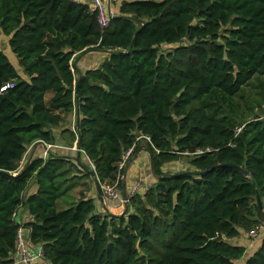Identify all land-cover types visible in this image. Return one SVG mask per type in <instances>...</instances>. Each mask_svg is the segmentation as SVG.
<instances>
[{"label": "trees", "instance_id": "trees-1", "mask_svg": "<svg viewBox=\"0 0 264 264\" xmlns=\"http://www.w3.org/2000/svg\"><path fill=\"white\" fill-rule=\"evenodd\" d=\"M0 31L21 68L0 48V264H15L20 226L50 264H234L243 255L227 239L264 221V109L246 118L237 99L254 90L264 101V0H121L104 27L86 2L0 0ZM89 49L107 54L77 75L73 61ZM73 109L67 142L76 138L100 184L122 171L137 133L150 135L160 177L126 212L97 211L86 195L59 205L61 176L81 163L59 149L21 165ZM206 146L185 154L186 170H161ZM31 179L36 189L24 195ZM22 204L31 218L19 223ZM245 264H264V231Z\"/></svg>", "mask_w": 264, "mask_h": 264}, {"label": "rangeland", "instance_id": "rangeland-1", "mask_svg": "<svg viewBox=\"0 0 264 264\" xmlns=\"http://www.w3.org/2000/svg\"><path fill=\"white\" fill-rule=\"evenodd\" d=\"M112 3H115V0H112ZM168 47V45H165ZM165 46H162L164 48ZM0 48L6 53V55L9 57L10 61L13 62L15 65H18V61L16 62L15 59V53L12 52L9 44H8V36L3 34L0 31ZM85 56L88 57V55H91L92 57V64H95V66L99 63L100 59L103 58L107 54L106 51L103 50H93L89 49L84 52ZM80 58V57H79ZM77 60V59H75ZM73 61L74 62L76 61ZM20 72L21 68L19 65L16 67ZM75 72V71H74ZM76 73V72H75ZM77 74V73H76ZM244 95L246 97H241L237 99V104L239 105V108L243 113H245L246 118H252L256 112L260 111V109H264V101H260L259 98L254 93V90L244 91ZM50 94L46 95V98H48ZM254 96V97H251ZM255 98V99H253ZM260 108V109H259ZM74 113L72 112L71 116H73ZM68 139L71 140V135L68 137ZM139 143V141H138ZM137 143V146H138ZM148 142H145L144 144L147 145L148 148ZM72 144H75V146L78 148L77 140L76 138L72 141ZM140 145V144H139ZM138 148V147H137ZM135 147V149H137ZM148 160L144 161V174H133L131 178V183L129 187L126 189V196L128 199L123 202V204H120V202L116 199H113L112 190L114 192H117L118 195H123L122 189H123V174L124 171H120L116 177L115 180L112 182H109L108 184H104L105 188L103 189V197L104 201L107 203H110L112 205H115V207H111V212L115 214H119L123 208L125 203L128 204L129 208V198L130 196L135 192H143L147 187L154 184V182L157 180L156 174H154L152 167L150 165V157L151 152L148 148ZM81 153V152H80ZM75 149H70L66 151L64 154L70 156V158L75 159L76 157H79L80 164L75 165H67V169L64 172V174L61 176L62 184L63 186H67V194L60 200L59 205H63L64 202L72 200L74 198H77L79 195H87L91 191L94 192L93 198L95 199V209L97 211H105L104 208H101L99 203V195L97 191V187L95 184V180L93 175L90 173V170H94V166L92 161L87 157L86 154L81 153ZM188 155H185L184 153L179 156V158L171 161H167L163 164L161 167V170L164 173L172 172V171H178V170H186L187 168L191 167L188 160ZM126 165V163H125ZM124 165V166H125ZM124 168V167H123ZM125 182V180H124ZM102 185V184H101ZM108 205V204H107ZM60 207V206H59ZM264 225V221H262ZM264 231V226L259 231V234H261Z\"/></svg>", "mask_w": 264, "mask_h": 264}, {"label": "crops", "instance_id": "crops-1", "mask_svg": "<svg viewBox=\"0 0 264 264\" xmlns=\"http://www.w3.org/2000/svg\"><path fill=\"white\" fill-rule=\"evenodd\" d=\"M79 2H86L88 3L89 0H76ZM110 7L112 8L114 13H118V7H119V3L121 0H115V3H112V0H105ZM80 57V58H79ZM79 57H77L75 60V65H76V73L77 75L79 73H83L87 68H91V67H95V64H92L93 60L91 55L85 56V54H81ZM16 62H17V58L15 57ZM13 63V62H12ZM14 64V63H13ZM15 65V64H14ZM18 65H15V67H17ZM72 112L74 113V109L69 113V114H63L65 120L61 121L59 124L53 126L52 129V133L54 136V140L50 141V142H55L56 144H61L63 147H61V149L57 150L58 153L61 152H66L68 150H70L71 148H69L70 146L74 145V144H70L69 142H67V135L69 133V131H64L65 128L68 125H71V123L74 120L75 114L73 116H71ZM49 142V141H48ZM145 141H139L138 146L136 145L137 149H134V152L132 153V155L130 156L129 160L127 161L126 165L124 166V168L122 169L124 171L123 174V190H126L130 183H131V178L133 176V174H144V161L148 160V148L147 145L144 144ZM140 144V145H139ZM43 148V144L39 143V142H34V140L28 145L27 150L23 156V158L21 159L20 163L21 165L28 160L31 157L37 156V155H41V151ZM125 180V182H124ZM36 189V183L34 179H31L27 185V188L24 191V195H27L28 193L34 191ZM87 197H93L94 196V192H90L86 195ZM101 201V200H100ZM101 208H105V206L110 210L111 207H115V205H112L110 203H107L106 201L103 202H99ZM108 204V205H107ZM111 211V210H110ZM31 218V215L29 214L27 207L25 205H20L15 214H14V219L19 222V223H24V221L28 220ZM25 236L28 237L29 236V228H25ZM262 237V233L259 234L254 240L251 241V238H249V236L247 235V232L244 230H240L239 235H236L234 237H230L227 240L231 243L234 244H240L243 245L245 247V251L243 253V255L234 260V264H245V261L247 259V257L258 247L259 243H260V238ZM36 263L37 264H50L48 260H46L44 257H39L36 259Z\"/></svg>", "mask_w": 264, "mask_h": 264}, {"label": "built area", "instance_id": "built-area-1", "mask_svg": "<svg viewBox=\"0 0 264 264\" xmlns=\"http://www.w3.org/2000/svg\"><path fill=\"white\" fill-rule=\"evenodd\" d=\"M88 5H89L90 10L96 12L97 21L101 27L106 26L111 16L115 14L112 8L110 7V5L105 0H89ZM11 85H12V82H7L1 88H5ZM241 127L242 125L237 126L235 133L240 131ZM71 128L76 134L77 129H76V124L74 120L71 123ZM138 141H145L151 144V137L149 134H146V133H137L134 136L133 143L123 151L121 160L118 162L119 170L123 169L125 163H127V161L129 160L130 156L134 152V149ZM34 142H39L43 144V148L41 151V156L43 157H46L49 152L55 151L57 149H61V147H63L61 144L48 142V141L43 140L42 138H37L34 140ZM69 148L79 149L75 146V144L70 146ZM210 149L211 148L209 146L198 147L194 151L186 150V151H183V153L188 154V155H194V154H199V153H202ZM101 186L103 189L105 188L104 184H102ZM112 194H113V199L118 200L120 204H123V202H125L128 199L126 195H118V193L114 192L113 190H112ZM263 226H264L263 223H260L259 225L255 226L253 229L247 232V235L249 236V238H251V241L254 240L259 235V231L262 229ZM24 233H25V227L20 226L16 232L15 255H14L15 264L16 263L37 264L36 259L39 257H43L42 249L39 245H33L30 242L29 238L26 237Z\"/></svg>", "mask_w": 264, "mask_h": 264}, {"label": "water", "instance_id": "water-1", "mask_svg": "<svg viewBox=\"0 0 264 264\" xmlns=\"http://www.w3.org/2000/svg\"><path fill=\"white\" fill-rule=\"evenodd\" d=\"M150 154H151V153H150ZM75 159H76L77 161H80V160H79V157H76ZM150 165H151V167H152V170H153L154 174H156L155 169H154V166H153L152 156L150 157ZM229 165L232 166V167H234L235 169L239 170L243 175H245V176H248V175H249V172H248L243 166L236 165V164H231V163H230ZM90 173H91V174L93 175V177H94V180H95V184H96V187H97V191H98L99 198H100L101 202L103 203V202H104L103 188H102L101 184L99 183V180H98V178H97V176H96V174H95V171H94V170H90ZM165 174H170V173L168 172V173H165ZM156 176H157V178L160 177V176L157 175V174H156ZM123 195H126V190H123ZM127 207H128V204L125 203L123 210H122L119 214L126 212ZM105 208H106L105 210L108 211L109 213H113V212H111L106 206H105ZM114 214H115V213H114Z\"/></svg>", "mask_w": 264, "mask_h": 264}]
</instances>
